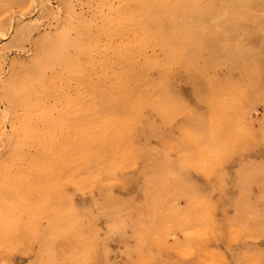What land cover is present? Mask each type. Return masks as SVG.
Masks as SVG:
<instances>
[{
  "label": "rangeland",
  "instance_id": "374dc122",
  "mask_svg": "<svg viewBox=\"0 0 264 264\" xmlns=\"http://www.w3.org/2000/svg\"><path fill=\"white\" fill-rule=\"evenodd\" d=\"M0 264H264V0H0Z\"/></svg>",
  "mask_w": 264,
  "mask_h": 264
},
{
  "label": "bare ground",
  "instance_id": "6f19581e",
  "mask_svg": "<svg viewBox=\"0 0 264 264\" xmlns=\"http://www.w3.org/2000/svg\"><path fill=\"white\" fill-rule=\"evenodd\" d=\"M26 29L28 30V27L26 26ZM49 52H50V50H49ZM49 52H48V55H49Z\"/></svg>",
  "mask_w": 264,
  "mask_h": 264
}]
</instances>
